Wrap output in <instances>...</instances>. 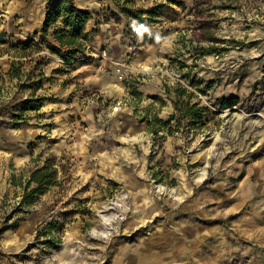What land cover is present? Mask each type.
<instances>
[{
    "label": "rangeland",
    "instance_id": "1",
    "mask_svg": "<svg viewBox=\"0 0 264 264\" xmlns=\"http://www.w3.org/2000/svg\"><path fill=\"white\" fill-rule=\"evenodd\" d=\"M55 1L0 0V264H264V0H73L69 64Z\"/></svg>",
    "mask_w": 264,
    "mask_h": 264
},
{
    "label": "trees",
    "instance_id": "2",
    "mask_svg": "<svg viewBox=\"0 0 264 264\" xmlns=\"http://www.w3.org/2000/svg\"><path fill=\"white\" fill-rule=\"evenodd\" d=\"M221 2H232L234 0H213ZM159 10V9H158ZM157 9L151 10L149 17L156 16ZM145 11L138 12V18L145 14ZM91 14L78 8L73 0H57L54 2L51 9L46 14V19L42 29L43 37H52L58 44V47L51 46L49 50L52 54L59 56V58L66 64L74 62L76 58L83 55L87 50V38L84 35V28L90 20ZM0 34V44L4 43L3 37ZM33 45L29 42L24 49H29ZM204 54H211L215 52L213 48L210 50H202ZM198 109L193 106L191 111L194 113L195 119L201 121L199 113H195ZM58 171L54 168L51 160H47L45 166L33 171L25 182H19L16 176L12 177L14 186L23 188V197L20 201L22 206H31L37 199V196L44 190L56 186Z\"/></svg>",
    "mask_w": 264,
    "mask_h": 264
},
{
    "label": "bare ground",
    "instance_id": "3",
    "mask_svg": "<svg viewBox=\"0 0 264 264\" xmlns=\"http://www.w3.org/2000/svg\"><path fill=\"white\" fill-rule=\"evenodd\" d=\"M203 176H205V173L202 174ZM263 179V178H262ZM162 190V189H161ZM108 221V220H107ZM109 222V221H108Z\"/></svg>",
    "mask_w": 264,
    "mask_h": 264
}]
</instances>
